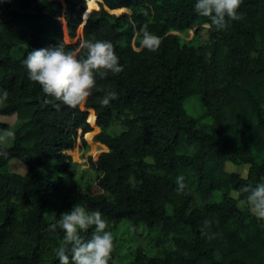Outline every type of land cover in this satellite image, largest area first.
Returning a JSON list of instances; mask_svg holds the SVG:
<instances>
[{
	"label": "trees",
	"instance_id": "trees-1",
	"mask_svg": "<svg viewBox=\"0 0 264 264\" xmlns=\"http://www.w3.org/2000/svg\"><path fill=\"white\" fill-rule=\"evenodd\" d=\"M195 3H0V91L8 93L0 116L19 121L11 144L0 143L7 153L0 170L12 159L26 168L0 171V264H60L54 250L64 233L48 231L51 213L58 220L77 203L109 221L110 264H264V220L237 194L264 183V0H242L239 19L220 31ZM145 26L161 41L155 51L140 46ZM203 28L208 43L200 47L194 42ZM87 39L111 42L123 71L97 75L91 96L69 108L29 80L24 61L33 50L77 51ZM108 92L117 99L102 106ZM191 96L210 120L207 132L182 108ZM114 125L120 131L108 134ZM92 142L100 151L83 159L91 176L69 185L65 152ZM227 164L245 167L244 176ZM205 221L211 238L202 235ZM130 227L153 233L152 246L133 244L122 254Z\"/></svg>",
	"mask_w": 264,
	"mask_h": 264
},
{
	"label": "clouds",
	"instance_id": "clouds-1",
	"mask_svg": "<svg viewBox=\"0 0 264 264\" xmlns=\"http://www.w3.org/2000/svg\"><path fill=\"white\" fill-rule=\"evenodd\" d=\"M10 2V0H0ZM242 0H196L195 11L211 21L216 30H225L231 21L238 20V9ZM140 46L155 51L160 46L158 36L150 33L147 27L140 29ZM30 81L41 86L45 95L75 108L91 96L96 87V76L106 77L109 73L116 75L123 71L113 44L109 41L87 39L80 43L77 51H65L61 45L47 50H33L24 61ZM8 98L7 91H0V103ZM117 99L114 92L106 93L101 99L102 106ZM10 132L0 134V142H5ZM0 156L7 157L6 152ZM177 190L185 189L184 177L176 178ZM238 195L245 196L250 212L259 220H264V183L256 186L243 185ZM55 222L48 228L55 233L61 229L64 233L62 244L56 248L55 255L60 264H110L115 250V240L110 231L109 221L99 210L89 211L82 204H75L71 211L62 213L57 220L56 213H51ZM209 222L201 228L202 235H209ZM92 229L88 239L81 233ZM209 238L211 236L209 235Z\"/></svg>",
	"mask_w": 264,
	"mask_h": 264
},
{
	"label": "rangeland",
	"instance_id": "rangeland-1",
	"mask_svg": "<svg viewBox=\"0 0 264 264\" xmlns=\"http://www.w3.org/2000/svg\"><path fill=\"white\" fill-rule=\"evenodd\" d=\"M206 29L203 28L199 35L196 37V41L194 42L196 45L200 47H205L208 43L207 41V34ZM190 36L187 37L189 39ZM182 108L184 111L194 117L197 118L202 114V109L197 101L196 96H191L187 98L182 103ZM0 123L5 124L6 131L12 133L17 125L19 124V121L16 119L14 115L10 116H0ZM210 120L208 117H199L197 127L196 129L199 131L207 132L209 130ZM120 127L118 125L112 126L110 129L107 130L108 134H116L120 131ZM11 137V136H10ZM8 137L5 142H0L2 146L8 147L11 144V138ZM79 148H73L72 150L65 152V154L69 157L70 164H71V170L73 171V176L70 177L69 185L72 183H76L78 178L80 176L82 177H90L91 171L88 170L87 166L83 163V159L87 156H94L98 151H100L99 146L96 143H89L86 148L80 147ZM230 165V164H229ZM228 164L225 166V170L228 172H235L238 173L241 176H244L245 174V167H236V166H229ZM1 172L5 173H15L19 175H23L26 172L25 166H23L19 161L12 159L9 160L6 164V166L0 170ZM215 200L219 199L218 195H213ZM231 197L236 198L235 194L232 193ZM243 205L240 203L239 207H242ZM247 207L249 205L247 204ZM118 235V232L116 233V236ZM121 237L124 239V244L121 248V253L124 254L127 252L128 248L135 244L138 245L141 248H148L151 247L153 244V237L154 234L151 233L148 237L145 236V230L144 228H137L134 229L133 227H130L127 232L122 233Z\"/></svg>",
	"mask_w": 264,
	"mask_h": 264
}]
</instances>
